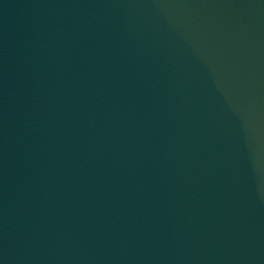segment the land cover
<instances>
[{"label":"water","instance_id":"water-1","mask_svg":"<svg viewBox=\"0 0 264 264\" xmlns=\"http://www.w3.org/2000/svg\"><path fill=\"white\" fill-rule=\"evenodd\" d=\"M0 264H264V0H0Z\"/></svg>","mask_w":264,"mask_h":264}]
</instances>
